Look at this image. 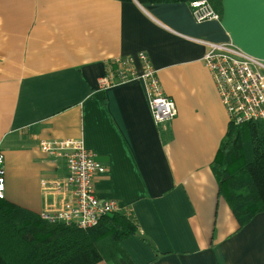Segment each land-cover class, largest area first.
<instances>
[{
    "label": "crops",
    "instance_id": "obj_1",
    "mask_svg": "<svg viewBox=\"0 0 264 264\" xmlns=\"http://www.w3.org/2000/svg\"><path fill=\"white\" fill-rule=\"evenodd\" d=\"M203 41L264 63V0H222L220 19L202 23L187 2L0 0L4 198L40 214L42 180L67 173L40 142L82 140L107 166L98 195L138 222L122 243L136 264H264V212L239 227L212 170L230 118ZM141 52L177 106L161 125ZM128 57L127 78L104 86Z\"/></svg>",
    "mask_w": 264,
    "mask_h": 264
},
{
    "label": "trees",
    "instance_id": "obj_2",
    "mask_svg": "<svg viewBox=\"0 0 264 264\" xmlns=\"http://www.w3.org/2000/svg\"><path fill=\"white\" fill-rule=\"evenodd\" d=\"M137 1L151 4L193 0ZM209 2L221 13L222 0ZM128 75H117L116 80ZM223 138L212 170L219 194L230 204L239 227H245L264 212V120L240 124L230 121ZM139 231L136 219L120 211L107 215L96 226L82 229L51 223L39 213L0 198V264H136L122 243Z\"/></svg>",
    "mask_w": 264,
    "mask_h": 264
},
{
    "label": "built area",
    "instance_id": "obj_3",
    "mask_svg": "<svg viewBox=\"0 0 264 264\" xmlns=\"http://www.w3.org/2000/svg\"><path fill=\"white\" fill-rule=\"evenodd\" d=\"M190 8L197 22L219 20L220 14L209 0H193ZM207 51L203 62L211 70L220 98L230 121L240 124L264 120V63L243 52L234 43L203 41ZM144 80L150 109L156 124L161 125L177 116L175 101L163 90L162 84L144 52ZM133 58L121 61L116 71L110 69L102 84L116 81L131 69ZM41 150L65 162L67 173L42 180L45 204L41 217L51 223L74 225L87 229L98 225L107 215L120 211L115 199L98 195L95 177L107 171V166L78 139H51L40 142ZM4 154L0 149V198L5 197L6 179Z\"/></svg>",
    "mask_w": 264,
    "mask_h": 264
}]
</instances>
